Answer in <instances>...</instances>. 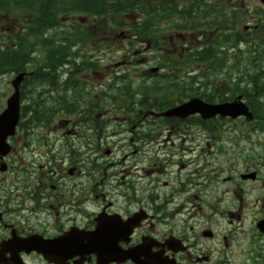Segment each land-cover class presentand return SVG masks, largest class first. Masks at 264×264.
I'll return each mask as SVG.
<instances>
[{"label":"flooded vegetation","instance_id":"1","mask_svg":"<svg viewBox=\"0 0 264 264\" xmlns=\"http://www.w3.org/2000/svg\"><path fill=\"white\" fill-rule=\"evenodd\" d=\"M172 3L175 11L170 21L180 22L182 32L174 30L168 42L164 39V27L158 26L164 22L163 0L150 4V13L134 11L145 16L142 26L149 28L146 34L152 32L154 37L146 35L141 40L131 31L126 42L120 44L131 55H139L134 62H145L139 80L169 78L171 68L177 78L189 80L194 67H204L201 62L193 66L179 61L192 45L200 44L189 45V32L206 33L209 18L220 16L223 39L227 42L223 44L225 59L233 70L239 72V64L242 66V74H233L232 80L238 87L244 84V78L251 80L253 90L249 95L257 93L264 81V0ZM150 15L156 24L149 27ZM199 37L202 42L203 35ZM158 57L166 58L170 67ZM153 61L155 65L149 67ZM246 69L254 71L251 78L244 75ZM34 77L30 79L33 81ZM45 79L49 92L46 101L52 105L43 106L41 91L35 96L34 87L25 85L28 91L22 97L20 92L22 106L16 132L7 137V148L0 149V264H96V253L100 252L113 256L109 264H264V161L256 155L248 159L241 149L239 134L234 137L239 132L250 142L242 124H230L239 122V118L216 116L200 124L207 130L206 138L195 140L193 145L199 151L201 145L205 146L213 158L224 163L212 165L203 180L192 176L198 171H166L162 163L175 154L180 159L190 152L187 143L193 137L167 145L169 150L144 165L128 159V152L116 154L106 146L114 167L108 183L114 180L111 192L102 193L99 189L106 184L98 181L100 172L78 169L66 152L64 155L62 142L64 139L66 144H83V130L92 126L94 134L87 137V143L93 151L100 149V101L94 98L84 107L79 98L84 85L74 76L47 74ZM226 83L223 79L225 96L231 94L228 100L236 95L245 99L243 90L232 92ZM206 87L210 101L217 94L209 89L210 85ZM25 97L28 101L23 102ZM4 103L5 92L1 91L0 111ZM139 111L141 118H145ZM191 126L183 125L184 134L190 132ZM70 134L75 138H64ZM173 147L178 150H171ZM54 151L59 154L56 170L51 163ZM131 152H136V148ZM218 184L224 187L216 189ZM106 194L111 199L104 204L96 199ZM95 229L96 235H88ZM69 240L80 243V253L70 255ZM97 240L109 242L110 246L91 251V245L86 243ZM47 241L50 243L44 245Z\"/></svg>","mask_w":264,"mask_h":264},{"label":"trees","instance_id":"2","mask_svg":"<svg viewBox=\"0 0 264 264\" xmlns=\"http://www.w3.org/2000/svg\"><path fill=\"white\" fill-rule=\"evenodd\" d=\"M125 2L126 0H76L75 7H78L79 10L100 14L107 11L123 10L125 8ZM62 4L65 3L55 0H0V12H15L17 9H24L27 12L25 19L27 34H41L46 28L57 23L58 19L56 17L57 13H55V7ZM105 18L101 17L102 20ZM24 38L25 36H19V42ZM19 51H21V46L17 47L16 45L10 51L5 47L2 51L5 56V62L0 64V67H14L16 65V55L14 53Z\"/></svg>","mask_w":264,"mask_h":264},{"label":"water","instance_id":"3","mask_svg":"<svg viewBox=\"0 0 264 264\" xmlns=\"http://www.w3.org/2000/svg\"><path fill=\"white\" fill-rule=\"evenodd\" d=\"M22 74L18 75L16 82L19 81ZM199 112L203 117L211 116L216 113H220L221 115H231L233 117L239 115L240 113L246 114L243 109V106L236 104H218V105H210L205 104L199 101L196 98L189 100L187 103H184L176 108H173L166 112V114H175V115H187L189 113ZM17 114V103H16V95L13 94L8 101V108L2 114L0 118V125L3 123L4 130L2 137L6 135L9 131H11L12 126L16 120ZM1 130V131H2Z\"/></svg>","mask_w":264,"mask_h":264},{"label":"rangeland","instance_id":"4","mask_svg":"<svg viewBox=\"0 0 264 264\" xmlns=\"http://www.w3.org/2000/svg\"><path fill=\"white\" fill-rule=\"evenodd\" d=\"M10 25H11L10 23H9L8 25L5 23V24H4V27H5V28L7 27V28L9 29V26H10ZM211 37H212V35L209 34L208 38L211 39ZM11 74H12V73H11ZM8 75H10V74H5L4 77L0 79V80L3 81L4 88L7 86L6 80H7ZM211 76H216L217 80H220V76H221V75H220V73H219V74H212V73H211ZM194 84H195V83H194ZM249 84H251V83H249ZM197 85H198V87H199V90H200V89H203V87H201L202 85H201L200 82L197 83ZM197 85L195 84V86H197ZM52 153L55 154V158H54V160L51 161V163L53 164L54 169L56 170V169H57L56 164H57V162L59 161V154H57L56 151H54V152H52ZM74 159L76 160V158H74ZM96 169H99V167H96ZM100 170L103 171L102 167L100 168ZM103 181L106 182V179H104Z\"/></svg>","mask_w":264,"mask_h":264}]
</instances>
